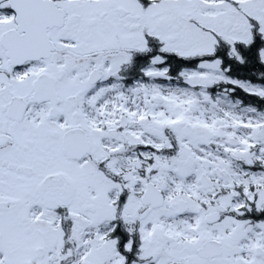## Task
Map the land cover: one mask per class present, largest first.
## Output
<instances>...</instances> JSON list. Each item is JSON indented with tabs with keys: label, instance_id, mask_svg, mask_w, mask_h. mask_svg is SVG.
<instances>
[{
	"label": "snow or ice",
	"instance_id": "1",
	"mask_svg": "<svg viewBox=\"0 0 264 264\" xmlns=\"http://www.w3.org/2000/svg\"><path fill=\"white\" fill-rule=\"evenodd\" d=\"M0 264H264V0H0Z\"/></svg>",
	"mask_w": 264,
	"mask_h": 264
}]
</instances>
